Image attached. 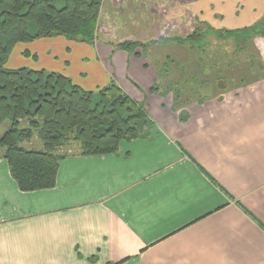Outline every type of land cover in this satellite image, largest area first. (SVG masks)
I'll use <instances>...</instances> for the list:
<instances>
[{
    "label": "crops",
    "instance_id": "1",
    "mask_svg": "<svg viewBox=\"0 0 264 264\" xmlns=\"http://www.w3.org/2000/svg\"><path fill=\"white\" fill-rule=\"evenodd\" d=\"M163 5L182 35L198 22L241 29L264 14V0ZM254 45L264 55V37ZM110 50L62 37L13 48L8 69L55 72L90 92L113 78L155 127L114 154H68L55 186L31 192L0 148V264H264V80L187 105L181 122L170 96L149 93L157 77L144 55Z\"/></svg>",
    "mask_w": 264,
    "mask_h": 264
},
{
    "label": "trees",
    "instance_id": "2",
    "mask_svg": "<svg viewBox=\"0 0 264 264\" xmlns=\"http://www.w3.org/2000/svg\"><path fill=\"white\" fill-rule=\"evenodd\" d=\"M103 1L0 0V126L10 122V128L0 136V148L22 192L55 186L58 162L68 156L58 152L63 146L73 144L83 156L114 154L121 142L147 137L155 127L144 104L127 96L112 80L90 92L55 72L5 67L17 44L56 37L93 44ZM262 24L264 14L252 25L236 30L213 29L198 22L183 36L162 35L149 44L126 40L118 48L137 57L144 55L157 77L149 93L170 96L171 111L185 122L187 105L220 100L230 91L264 80V61L253 41L264 36ZM221 40H225L226 49L234 43L236 48L248 46L253 50L244 56L241 54L245 50L240 47L229 50L228 59V50L219 52ZM157 45H172L182 53L167 54L161 63H156L147 48ZM210 50L219 57L213 56L208 63ZM177 58L178 62H174ZM187 66L188 77L184 72ZM30 117L36 121L30 122ZM22 121L27 122V127L20 128ZM34 131L42 149L21 147Z\"/></svg>",
    "mask_w": 264,
    "mask_h": 264
},
{
    "label": "rangeland",
    "instance_id": "3",
    "mask_svg": "<svg viewBox=\"0 0 264 264\" xmlns=\"http://www.w3.org/2000/svg\"><path fill=\"white\" fill-rule=\"evenodd\" d=\"M174 1L176 0H128V1L126 0H104L103 5L101 7L100 14H99L98 33H97V37L94 43L86 44V43H79V42H74V41H70V42L81 44V45H86L91 49L92 48L94 49L97 43H99V45L104 44L111 49L110 54L113 52H124L127 55H133L135 58H137V56L134 55V53L130 54L124 50L119 49L118 48L119 44L126 40L139 41L143 44H146V43L149 44L151 41L157 40L162 35H181L183 36L182 34H180V29L182 27V21L181 20L176 21L174 20V18L173 19L170 18L174 10L171 11L170 6L163 5L164 2L169 3V2H174ZM171 20H174V21H171ZM154 23H157V24H154ZM195 26H197V24H195ZM262 27H264V24H262ZM99 30H100V33H99ZM263 37H256L255 39H253V41L256 42V40H259L260 38H263ZM219 44L221 46V49L219 50V52L221 51L224 52V50H228L226 54V58L228 59H229V50H237V49L239 50V47H240L241 48L240 50H245V53L241 54L243 56L246 55L249 52V50H253L252 48L248 46H246L245 48H243V46H238V48H236L234 46V43H232L233 45H231L229 49H226L225 40L219 41ZM255 48H257L256 45H255ZM136 50L137 52H140L141 49L137 48ZM147 50H148L147 51L148 54L152 57V59L156 63L157 62L161 63L163 59L166 58L167 54L172 55L173 52H178L176 53V55H181L182 53V50H174V47L172 45H169V46L157 45L153 47L150 46L147 48ZM212 51L213 50L209 51V56L207 57L208 63L212 59L213 56L219 57V55L216 54V51L214 52V54H212ZM257 51L260 54V59L264 61V58H263L264 55L261 54L260 50L257 49ZM241 53H243V51ZM146 56L150 57L148 55ZM28 57L30 56H27L25 58H28ZM30 58L33 59L32 57ZM178 60L179 58L175 59L174 62L176 61L178 62ZM12 61L15 62V59L13 57L10 58L8 62H6L5 67L11 68V66L13 65ZM82 62L87 64L86 61H82ZM151 64L153 65V63ZM153 70L155 71L154 68ZM184 72L187 77L188 75H190L189 66L185 68ZM112 81H114V83L117 85L116 81L113 78H112ZM241 88H244V87H241ZM195 100H198L197 96ZM32 121H36V119H34L33 117H30V122ZM24 127H27L26 121H22L20 125V128H24ZM9 128H10V122L7 120L0 126V136L5 131H7ZM20 145L21 147H24L26 149H35V150L42 149V144L38 139L36 131H34L33 137L31 139L23 141ZM1 151H3V148H1ZM77 151H78V147L73 146V144H71L69 146L61 147L58 152L60 154L62 153L72 154V153H76Z\"/></svg>",
    "mask_w": 264,
    "mask_h": 264
}]
</instances>
